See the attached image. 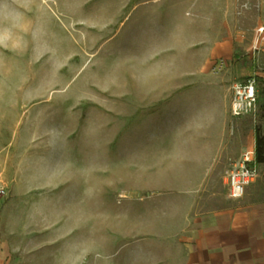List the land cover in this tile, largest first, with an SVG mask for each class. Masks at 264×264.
I'll return each mask as SVG.
<instances>
[{
	"label": "rangeland",
	"instance_id": "rangeland-1",
	"mask_svg": "<svg viewBox=\"0 0 264 264\" xmlns=\"http://www.w3.org/2000/svg\"><path fill=\"white\" fill-rule=\"evenodd\" d=\"M260 26L264 0H0L6 264H186L264 134L229 113L233 81L264 88Z\"/></svg>",
	"mask_w": 264,
	"mask_h": 264
},
{
	"label": "crops",
	"instance_id": "crops-1",
	"mask_svg": "<svg viewBox=\"0 0 264 264\" xmlns=\"http://www.w3.org/2000/svg\"><path fill=\"white\" fill-rule=\"evenodd\" d=\"M258 29L254 44L261 47L264 26ZM247 189L241 199H228L225 210L192 219L186 264H264V195L257 197L251 194L253 187ZM6 260L7 251L0 244V264Z\"/></svg>",
	"mask_w": 264,
	"mask_h": 264
},
{
	"label": "built area",
	"instance_id": "built-area-1",
	"mask_svg": "<svg viewBox=\"0 0 264 264\" xmlns=\"http://www.w3.org/2000/svg\"><path fill=\"white\" fill-rule=\"evenodd\" d=\"M263 32V28L258 29ZM229 113L233 118H242L256 112L257 85L255 77L237 79L229 88ZM259 164L255 147L250 144L230 164L225 174V196L231 200L241 199L246 188L259 177Z\"/></svg>",
	"mask_w": 264,
	"mask_h": 264
},
{
	"label": "trees",
	"instance_id": "trees-1",
	"mask_svg": "<svg viewBox=\"0 0 264 264\" xmlns=\"http://www.w3.org/2000/svg\"><path fill=\"white\" fill-rule=\"evenodd\" d=\"M258 110L259 118L264 121V90L260 89L258 96ZM254 147H255V158L259 165L264 164V134L262 133L261 126L256 124L254 126Z\"/></svg>",
	"mask_w": 264,
	"mask_h": 264
}]
</instances>
